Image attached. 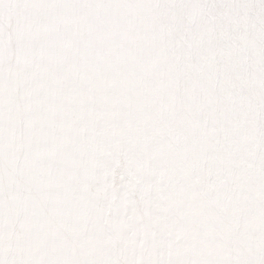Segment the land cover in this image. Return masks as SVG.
Segmentation results:
<instances>
[{"label": "snow or ice", "instance_id": "obj_1", "mask_svg": "<svg viewBox=\"0 0 264 264\" xmlns=\"http://www.w3.org/2000/svg\"><path fill=\"white\" fill-rule=\"evenodd\" d=\"M0 264H264V0H0Z\"/></svg>", "mask_w": 264, "mask_h": 264}]
</instances>
